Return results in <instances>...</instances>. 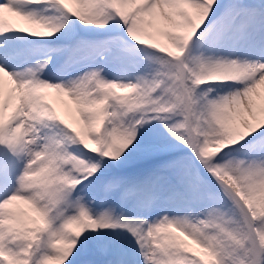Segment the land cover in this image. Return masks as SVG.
<instances>
[{
	"label": "snow or ice",
	"instance_id": "6c2138e0",
	"mask_svg": "<svg viewBox=\"0 0 264 264\" xmlns=\"http://www.w3.org/2000/svg\"><path fill=\"white\" fill-rule=\"evenodd\" d=\"M0 264H264V0H0Z\"/></svg>",
	"mask_w": 264,
	"mask_h": 264
}]
</instances>
